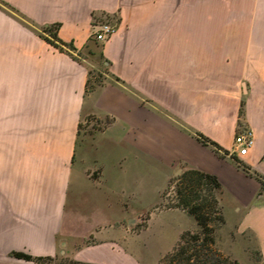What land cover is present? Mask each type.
Returning <instances> with one entry per match:
<instances>
[{
    "label": "crops",
    "instance_id": "crops-1",
    "mask_svg": "<svg viewBox=\"0 0 264 264\" xmlns=\"http://www.w3.org/2000/svg\"><path fill=\"white\" fill-rule=\"evenodd\" d=\"M1 1L0 264H46L13 250L140 264L126 242L151 215L137 232L126 222L193 167L217 174L221 195L234 200L220 248L241 264H264V0ZM104 15L117 30L99 41L92 22ZM55 22L88 55L41 35ZM93 44L105 78L88 91L99 67ZM242 100L256 140L238 156ZM151 193L158 199L147 201ZM251 234L259 261L250 257Z\"/></svg>",
    "mask_w": 264,
    "mask_h": 264
},
{
    "label": "trees",
    "instance_id": "trees-1",
    "mask_svg": "<svg viewBox=\"0 0 264 264\" xmlns=\"http://www.w3.org/2000/svg\"><path fill=\"white\" fill-rule=\"evenodd\" d=\"M1 4H5V2L1 1ZM59 26V22L44 25L41 35L52 45L70 52L72 56L77 58L76 47L71 41L63 40L59 36ZM90 78L91 74L87 81L88 91H92L96 87L90 85ZM240 115L241 117L244 115L243 100L240 105ZM198 135L203 142L215 145L224 153L229 152L228 149L222 148L218 142L203 132H198ZM260 183V191L264 193V176L260 177ZM221 187L219 176L202 170V168H187L178 175L176 191L179 194V199L175 205L193 214L197 221V227L185 229L173 247L160 257V264H241L238 258L224 252L217 244V226L225 223V215L216 193ZM204 189L208 191L206 197L202 193ZM11 254L46 264H104L65 256L33 255L24 250H13Z\"/></svg>",
    "mask_w": 264,
    "mask_h": 264
},
{
    "label": "rangeland",
    "instance_id": "rangeland-1",
    "mask_svg": "<svg viewBox=\"0 0 264 264\" xmlns=\"http://www.w3.org/2000/svg\"><path fill=\"white\" fill-rule=\"evenodd\" d=\"M93 46L95 47L94 58L97 61L99 67L97 69H94V71L92 72L90 85L97 86L98 84L103 82V79L105 78L104 74L100 70H104L106 68V65L103 62L104 58L100 55V47L94 44ZM76 53L79 55H88L86 51H76ZM91 119L94 118L91 117ZM93 123L96 124V126L100 125V123L98 124L96 121H94ZM85 124L86 122L82 121V131L85 130ZM184 170L180 169L177 174H175L171 182L164 190L161 201L155 207L144 213L140 212L138 214L132 215V217L126 222L127 225L132 228V230L137 232L142 228V226L146 225L148 217L151 215L148 229L144 232L131 236L126 242L129 249L134 253V255H136V257L140 261V264H160V257L163 256L164 253H167L173 247L179 235L181 234L180 231L197 227V221L193 214H190L187 211L182 210L181 208H175L178 207L175 205V203L179 199V194L176 191V181L178 175ZM202 193L203 196L206 197L208 191L204 189ZM216 193L219 198L221 195L220 190H218ZM158 197V193H151L147 195L146 200L153 201L155 199H158ZM108 199L109 202L114 203L117 200L113 196H109ZM129 201L135 209L146 208L147 203L145 204L143 202H138L133 197H131ZM221 202L223 205V212L226 221L224 224H218L217 226L216 237L218 245L220 244L218 236L223 242L227 241L231 227L234 223V218L237 215L236 209L233 206L234 200L227 192L222 193ZM105 212L107 213L108 211ZM254 243L255 242L253 239V234H251L250 245L252 246H250V257L253 260L259 261L260 253Z\"/></svg>",
    "mask_w": 264,
    "mask_h": 264
},
{
    "label": "built area",
    "instance_id": "built-area-1",
    "mask_svg": "<svg viewBox=\"0 0 264 264\" xmlns=\"http://www.w3.org/2000/svg\"><path fill=\"white\" fill-rule=\"evenodd\" d=\"M117 20L110 15L95 18L92 22L91 35L99 41L110 38L117 30ZM256 140L254 128L245 122L243 117L239 120L238 128L233 140L232 152L238 156L247 154Z\"/></svg>",
    "mask_w": 264,
    "mask_h": 264
}]
</instances>
